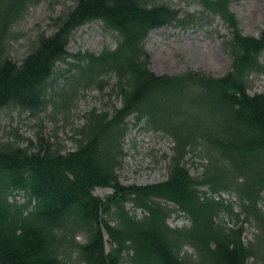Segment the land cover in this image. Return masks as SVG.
Wrapping results in <instances>:
<instances>
[{"label":"trees","instance_id":"trees-1","mask_svg":"<svg viewBox=\"0 0 264 264\" xmlns=\"http://www.w3.org/2000/svg\"><path fill=\"white\" fill-rule=\"evenodd\" d=\"M38 1L0 0V109L14 105L37 112L52 95L68 96V90L48 93L60 76L68 85L99 87L104 77L114 76L121 105L112 113H87L74 131L73 150L40 136L33 150L0 141V264H64L71 247L83 264H247L250 258L264 259V212L258 205L264 193V92L248 91L250 75L264 73L259 62L264 22L257 37L242 34L229 8L232 0H200L228 25L229 70L220 76L202 70L159 75L150 69L144 48L148 33L186 24L196 19L193 14L180 18L178 9L156 0H74L54 19L56 30L39 34L16 62L8 51L11 26L27 5ZM93 20L116 32L115 46L99 54L69 53L72 31ZM59 62L69 68L59 69ZM194 105L215 114L213 125L187 120ZM129 116L171 134L166 179L148 185L119 182L115 169ZM201 143L216 153L209 154L199 178L189 173L185 157ZM202 185L209 186L208 195L199 191ZM98 186L113 192L100 198L92 192ZM220 190L235 191L240 212L217 194ZM15 191H23L26 201L9 200ZM129 201L143 213L131 214L125 207ZM173 212H180L187 224L169 226ZM223 214L240 224L226 226ZM245 223L255 227L250 241L243 239ZM79 231L85 234L83 243L74 240ZM184 246L193 253H185Z\"/></svg>","mask_w":264,"mask_h":264},{"label":"rangeland","instance_id":"rangeland-1","mask_svg":"<svg viewBox=\"0 0 264 264\" xmlns=\"http://www.w3.org/2000/svg\"><path fill=\"white\" fill-rule=\"evenodd\" d=\"M6 1V0H5ZM9 1V0H8ZM30 3L31 0H23ZM155 1V0H154ZM200 0H156L174 9H178L179 17L193 14V21L186 24L173 23L152 30L144 41V48L150 56V69L157 74L176 75L187 70H203L207 74L219 76L230 67V55L224 46L229 38V30L225 22L208 10H204ZM74 5V0H39L25 7L20 16L13 22V36L8 40L9 57L20 62L34 45L39 34H52L56 27L54 19L61 16ZM229 8L236 14L243 33L256 36L264 20V0L231 1ZM116 32L106 28L99 20L87 22L75 30L69 37L66 49L69 53L91 52L99 54L104 47H114L117 41ZM68 61H73L69 59ZM264 65V51L259 56ZM59 69H68L64 63H58ZM102 87L96 83L66 84L64 76L56 78L48 93L68 90V96L54 94L52 98L37 112L8 105L0 109V141L13 142L20 147H29L37 143L39 136L44 140L56 142L64 151L76 147L75 129L86 121L91 110L112 113L121 104L114 89L115 77L106 76ZM249 93L264 92V74L253 72L250 75ZM197 105V104H196ZM187 117L189 122L200 121L203 125H213L217 119L213 113L197 108ZM135 116L127 118V131L121 142L120 163L115 169L118 180L123 185H148L158 183L167 177L169 156L172 152L173 138L163 130L155 129L142 120L135 123ZM32 143V145L30 144ZM215 150L206 144H199L189 150L185 157V166L194 177H204L209 154ZM216 153V152H215ZM199 191L209 194V186H199ZM110 187H95L93 194L105 198L112 193ZM218 195L233 204L235 212H240V201L234 190L218 191ZM9 200L25 202L27 197L23 191L13 192ZM162 204L172 206L169 202ZM264 212V193L258 203ZM131 214L141 215L143 209L129 201L125 204ZM226 226H238L240 222L221 215ZM167 223L181 226L187 223L179 213H172ZM255 227L251 223L244 224V241L252 240ZM105 248L110 249L105 236ZM74 240L83 243L85 234L79 231ZM185 253L192 254L189 246L183 247ZM64 264H83L76 257V249H68ZM126 264V263H121ZM247 264H264L263 258H250Z\"/></svg>","mask_w":264,"mask_h":264}]
</instances>
